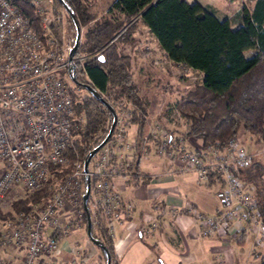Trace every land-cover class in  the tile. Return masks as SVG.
<instances>
[{"label":"built area","instance_id":"obj_1","mask_svg":"<svg viewBox=\"0 0 264 264\" xmlns=\"http://www.w3.org/2000/svg\"><path fill=\"white\" fill-rule=\"evenodd\" d=\"M29 1L41 34L15 4L0 0V202L42 187L47 192L27 212L0 219V264H46L43 257L55 253L60 240L84 221L83 179L93 180L89 206L111 238L113 216L123 209L126 218L131 208L130 202L123 205L113 184L119 170L114 155L130 149L131 107L116 101L113 128L110 131L112 121L103 126V139L86 167L77 154L69 156L82 117L75 113V93L57 72L67 69L72 79L76 67H83L91 54L76 49L70 58L76 37L65 41L59 36L60 14L48 0ZM155 129L157 154L182 169L194 170L200 180H206L209 171L218 176L216 213L189 209L201 222V233L237 226L249 235V253L264 246V222L254 195L234 174L252 162L251 154L232 146L233 142L221 150L214 146L190 149L180 134L160 125Z\"/></svg>","mask_w":264,"mask_h":264},{"label":"trees","instance_id":"obj_2","mask_svg":"<svg viewBox=\"0 0 264 264\" xmlns=\"http://www.w3.org/2000/svg\"><path fill=\"white\" fill-rule=\"evenodd\" d=\"M41 34L38 15L29 0H10ZM64 8L78 38V53H90L83 67L77 66L75 83H88L89 91L74 109L78 122L69 156L76 154L92 160V150L100 144L103 126L113 120L115 103L127 99L133 106L130 120L140 126L146 103L139 95L130 74V53L122 43H130L137 22L155 38L160 51L172 63L198 70L200 81L184 90L171 103L169 113L184 120L185 131L173 132L201 140V148L214 146L221 150L233 142L238 130L264 140V0H242L230 17H218L208 4L186 0H111L98 14L87 0H55ZM234 24L235 26H231ZM84 28V31L81 29ZM264 164L252 161L235 170L244 183L254 187L255 205L264 222ZM218 179L209 171L207 178ZM92 179L90 183L92 184ZM87 180L83 179L85 189ZM46 187L24 193L11 200L10 208L0 209V219L27 212L31 204L46 195ZM86 223L97 239L105 264H116L112 238L84 199ZM264 264V252L257 254Z\"/></svg>","mask_w":264,"mask_h":264},{"label":"crops","instance_id":"obj_3","mask_svg":"<svg viewBox=\"0 0 264 264\" xmlns=\"http://www.w3.org/2000/svg\"><path fill=\"white\" fill-rule=\"evenodd\" d=\"M139 68L146 73L150 70H145L143 65ZM148 98L141 125L130 120L127 129L130 149L118 150L114 155L119 170L113 184L121 194L123 205L131 204L126 218L123 209H118L112 218L116 264H259L257 254L264 249L258 246L249 253V235L243 228L228 226L214 233H201L202 224L189 209L206 215L216 213L221 183L212 177L200 180L194 170L170 163L149 147L147 134L152 118L160 119L157 124L172 132H184L185 124H177L171 114H159L168 99ZM183 138L188 148H201L199 138ZM232 146L245 150L251 154L252 161L263 164L264 140L256 141L254 135L238 131ZM80 229L71 230L60 240L55 253L43 257L46 264L103 262L97 244L87 233L83 236Z\"/></svg>","mask_w":264,"mask_h":264},{"label":"rangeland","instance_id":"obj_4","mask_svg":"<svg viewBox=\"0 0 264 264\" xmlns=\"http://www.w3.org/2000/svg\"><path fill=\"white\" fill-rule=\"evenodd\" d=\"M50 7L53 11L57 12L61 16V22L58 28V34L62 37L63 40H68L72 37H76L75 29L73 28L71 22L69 21L64 8L56 5L55 0H48ZM93 11H96L98 14H102L111 0H87ZM187 2L197 1L201 4L210 5L216 15L220 18L230 17L234 11H236L242 0H186ZM235 26L234 24L231 25ZM84 31V28L81 29ZM130 43H121L120 47L124 46V50L130 53V74L131 79L137 87L139 95L143 98L144 102L147 104L149 98L154 96V101L159 100L160 98L168 99V102L163 104L162 111L159 113L171 114L174 121L183 122L184 120L180 116H176L173 113H169L166 109L167 103H171L179 94L180 91L192 88L193 85L200 81V73L198 70L184 67L179 64H172L160 51L158 44L155 38L149 33L146 27H144L140 22H137L132 30ZM140 65L145 66L146 69L150 68L146 73L145 71H140ZM145 69V70H146ZM57 76L66 82L67 85L75 93V101L78 102L80 98L84 95H87L89 91L83 86L75 83L67 69H62L57 72ZM147 76V78H146ZM148 79V80H147ZM150 83V84H149ZM120 101L130 105L131 108L134 106L123 98ZM166 101V100H165ZM170 101V102H169ZM132 111V109H131ZM143 118V117H142ZM171 119V118H170ZM160 119L152 118L150 120L151 127L147 135H149V147L155 150L156 140L158 136V131L155 129L158 125L157 121ZM164 130L171 132L168 128L162 127ZM239 133H242L243 130L239 129ZM181 132L182 131H178ZM243 150V149H242ZM245 151V150H244ZM246 152V151H245ZM264 156L261 157L263 162ZM264 164V162H263ZM263 174V173H262ZM264 179V178H263ZM249 186V185H248ZM252 194L254 193V188H252ZM18 194H12L8 197L7 200L0 202V209L6 211L10 208L9 204L11 200L16 198ZM254 197V196H253ZM69 213V211H68ZM80 232L83 236L86 233V223L80 225ZM261 248L264 249V246ZM103 262L105 260L102 256Z\"/></svg>","mask_w":264,"mask_h":264},{"label":"water","instance_id":"obj_5","mask_svg":"<svg viewBox=\"0 0 264 264\" xmlns=\"http://www.w3.org/2000/svg\"><path fill=\"white\" fill-rule=\"evenodd\" d=\"M77 46H78V38H77V36H76V42H75L74 46L72 47V49H71V51H70V53H69V57H70V58L72 57V55H73L74 52L76 51ZM72 79H73V81H74V78H73V77H72ZM74 82H75V81H74ZM83 86H84L85 88H87L88 90L92 91L94 94L97 93V92H96V91H95V90H94V89H93L88 83H83ZM111 110H112V112H113V120H112V123H111L110 131H111L112 128H113L114 120H115V110H113V108H111ZM98 147H99V145L96 146V147L92 150L91 155L94 154V153H96V151L98 150ZM87 163H88L87 160L84 161V165H85V167L87 166ZM88 194H89V182H87V185H86V191H85V194H84V199L88 196ZM84 208L87 209V206L85 205V203H84ZM86 217H87V220H86V233H87V236H88V237H89V238H90L95 244H98L99 241H98L97 239L93 238V237L91 236V234H90V220H89L88 213H87ZM106 264H110V260H109V258L107 259Z\"/></svg>","mask_w":264,"mask_h":264}]
</instances>
